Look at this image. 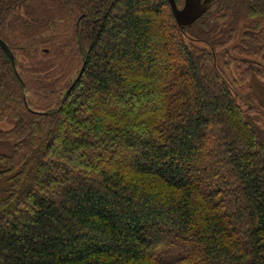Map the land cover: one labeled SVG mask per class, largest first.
I'll return each instance as SVG.
<instances>
[{"label": "trees", "instance_id": "obj_1", "mask_svg": "<svg viewBox=\"0 0 264 264\" xmlns=\"http://www.w3.org/2000/svg\"><path fill=\"white\" fill-rule=\"evenodd\" d=\"M0 39V264H264V0H0Z\"/></svg>", "mask_w": 264, "mask_h": 264}, {"label": "water", "instance_id": "obj_2", "mask_svg": "<svg viewBox=\"0 0 264 264\" xmlns=\"http://www.w3.org/2000/svg\"><path fill=\"white\" fill-rule=\"evenodd\" d=\"M167 1L170 6V10L176 25L180 30H183L184 28L192 27L193 24L210 9L212 0H183L182 7H178L175 0H167ZM0 49L7 56L8 60L11 63L12 68L14 69L16 76L18 77L16 72L15 57L12 54L9 47L3 41H1V39H0Z\"/></svg>", "mask_w": 264, "mask_h": 264}, {"label": "rangeland", "instance_id": "obj_3", "mask_svg": "<svg viewBox=\"0 0 264 264\" xmlns=\"http://www.w3.org/2000/svg\"><path fill=\"white\" fill-rule=\"evenodd\" d=\"M239 37H237V40H238ZM231 47V46H230ZM229 47V48H230ZM19 59L20 56H19ZM25 79L26 81H28L29 85H30V91H29V94L28 97L30 98V103H31V107L33 109H36V110H39L41 111L43 108H45L46 106H48V104L52 101V99H48L46 101H42V99H40V97L38 95H36L35 93H39L41 91H39L38 89H36V84L32 83L29 78H27V76H25ZM55 84V83H53ZM251 89H250V97L253 101V104L254 105H257L258 107L261 108V112H262V116L264 117V86H262L259 81H257L256 79L254 78H251ZM33 87V88H32ZM35 87V88H34ZM0 127L2 129H6V127H9L8 124H0ZM0 151L2 152L1 148H0Z\"/></svg>", "mask_w": 264, "mask_h": 264}]
</instances>
